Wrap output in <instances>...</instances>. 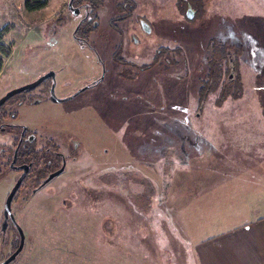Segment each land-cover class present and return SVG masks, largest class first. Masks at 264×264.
Segmentation results:
<instances>
[{
  "label": "rangeland",
  "instance_id": "1",
  "mask_svg": "<svg viewBox=\"0 0 264 264\" xmlns=\"http://www.w3.org/2000/svg\"><path fill=\"white\" fill-rule=\"evenodd\" d=\"M23 1L9 0L0 31V97L40 71L56 70L68 89L98 78L103 66L106 73L75 100L15 108L17 123L29 126L39 144L50 127L59 144L88 149L34 195L13 198L25 244L9 264H195L191 229L264 218V0H197L192 24L180 0H103L97 17L86 21L93 50L73 37L77 23L67 0H30L45 3L36 10ZM131 3L138 4L132 13L125 9ZM229 22L228 36L219 35ZM160 45L191 52L146 68ZM220 46L231 51L238 79L220 103L212 93L198 108L199 78L221 55L208 47ZM115 53L123 64L114 65ZM209 78L215 90V75ZM93 106L90 129L64 128L88 121ZM7 136L10 146L14 133ZM15 175L0 180V213ZM16 240L13 228L5 241L0 237V263Z\"/></svg>",
  "mask_w": 264,
  "mask_h": 264
},
{
  "label": "flooded vegetation",
  "instance_id": "2",
  "mask_svg": "<svg viewBox=\"0 0 264 264\" xmlns=\"http://www.w3.org/2000/svg\"><path fill=\"white\" fill-rule=\"evenodd\" d=\"M92 1L96 2L95 6H93ZM69 2L70 0L66 1L65 8H67L69 11H71L75 15L76 23H77L76 28L73 33V37L78 42L79 46L81 47H84L85 45L90 46L88 39H87V36L90 35V31L86 27V21L88 19L97 17L96 13L98 14V10L103 5L104 1L103 0H71V5H69ZM139 3L140 2H138V4ZM138 4L131 3L130 6L126 5L125 9H129V12L132 13L133 11L137 10ZM180 4L184 7L182 11V16L184 18H189L191 24L194 23L195 19L197 18L196 15L199 13V10H200L197 4V0H180ZM141 7H144V11L146 10L145 1H142ZM221 15H223V12L221 13ZM97 21L98 19H96L95 26L97 25L96 24ZM229 28L231 29L230 22L228 26L223 27L222 30H218L219 35L228 36L230 32ZM81 33L83 35H80ZM210 42L212 43V41L209 40L208 45ZM90 47H91L90 49L93 50V47L92 46ZM208 48L213 50V52L216 51V49H219V52H221V55L218 59L212 60V62H211V59L207 61V63H209V69L207 70V77L199 78V85L196 91V98L199 101L197 105L198 108H202L204 102L207 100L208 95L212 93L216 94V102L220 103L225 96V93H224L225 89L232 82L238 79V75L236 71V63L233 60L231 51L223 46H220L218 48L216 47H208ZM117 49L118 50L122 49L121 45H118ZM94 51L96 52V55H98L97 51L96 50ZM186 51L191 52L190 50H187L184 46H181V45H173L172 47H170L169 45H160L156 49L150 62L145 64V67L146 68H149V66L154 67L155 65L159 64L160 61H163L165 63L166 62L170 63V59H172L171 54H177V55H181L184 57ZM112 59L114 60L115 63H117L114 65H119V64L124 63L121 53H115L112 56ZM99 61L103 65V60L99 59ZM174 64L176 65L178 64V62L174 61ZM183 66H184L183 77L185 78L186 69H187L185 60H183ZM105 73H106V69H105V66H103L102 75L98 76V78H93L92 80L89 79L88 81L87 79H84L81 81L82 79L81 78L76 82V84L71 89H68L70 88L71 84L65 86L64 83L67 82L66 79H62V78L57 79L59 74H57L56 70H46L45 72L40 71L38 73L39 75H37L38 77L36 78V80L44 75H46V77L37 86L29 89L28 91L23 90L21 92L15 93L11 97L7 98L0 105V132L3 133L0 139V160H2V164H3L2 168H0V180L5 178L3 180V182H5L9 180L11 172H15L16 174L13 178V183H12L10 190L6 193L3 206L1 207L0 224L3 219V207H4L5 200L9 192L13 188V186L18 183L17 189L11 201L12 217L8 218V226L5 229V231L1 230V225H0V237H2L3 241H5L6 234H8L9 232V228L10 229L13 228V230L16 231V235H17L16 247L19 243V237H18L17 230H16L17 222L12 212L13 198H15L19 193L21 194V197L24 200L26 199L27 195L28 196L34 195L35 193L43 189L53 179H55L57 176L62 174L69 160L75 161L80 156L83 150L88 149L87 145L82 144L79 147V144L76 142L68 143L67 141H63L62 144H59L55 137L57 136L56 135L57 131L52 130L53 128H50V127H45V131H43L45 133L44 135L40 134L41 137L39 139L42 141V143L39 144L37 140L38 137L35 134V132L29 133L27 131L28 128H30L29 126L27 125L24 126L22 125L21 122L17 123L18 122L17 121L18 111L15 108L18 106H21L22 100L26 98L30 99V101L27 102L26 105L39 104L45 99L46 101L48 100L54 103L75 100V98L78 97L80 94L85 93L86 91H89L95 86H97L98 84H100L104 78ZM213 75H215V78L213 81L215 82V87H216L215 90H212L211 88L212 84L209 81L210 80L209 77L210 76L213 77ZM209 82L211 85H209ZM43 83H46V84L48 83V84L45 86ZM204 86L209 87V89L207 91H205L204 89L203 91ZM37 89H39V92L42 91L41 92L43 96L42 100H39L40 99L39 94H38L39 92L37 93V95L35 93V90ZM52 90H53L54 95L57 98H59V101H52L50 99V92ZM57 90L59 93L56 92ZM203 92L205 93L204 95H203ZM74 104H76V102ZM7 106H10V109H6ZM81 108H82L81 106L76 107V109L78 110H80ZM90 108H91V113L88 116V119H89L88 121L86 120V117H85L81 121V126H77V127L64 126V128L66 129L76 128L81 131L90 129V127L93 124V123L90 124V122L91 121L94 122V120H92L90 116L92 114L94 116L97 114L96 113L97 109L95 106H93V108L92 107ZM83 109L81 110L82 112L80 111L81 114L84 113L83 111L86 112V110H83ZM72 110H70L71 113H72ZM14 112H16L15 118H13V115H12ZM80 112H74V113L77 114ZM74 113H72L70 116H73ZM196 114L198 116L199 112H196ZM7 120L9 121L7 122ZM59 128H63V127H59ZM12 133H14V138L12 139V144L8 146L6 142L7 137H8L7 135H10ZM69 148H76V150L74 151L75 155L70 154ZM106 150L104 152H106ZM62 166L64 167L62 172L50 178L46 182V179L52 173H55L56 171H58ZM11 219H14L15 223L12 222Z\"/></svg>",
  "mask_w": 264,
  "mask_h": 264
},
{
  "label": "crops",
  "instance_id": "3",
  "mask_svg": "<svg viewBox=\"0 0 264 264\" xmlns=\"http://www.w3.org/2000/svg\"><path fill=\"white\" fill-rule=\"evenodd\" d=\"M9 6V0H0V30L8 21ZM261 219L264 218L229 228L198 226V229H191L192 236L198 239L194 243L195 264H264V221L262 228L258 226Z\"/></svg>",
  "mask_w": 264,
  "mask_h": 264
},
{
  "label": "water",
  "instance_id": "4",
  "mask_svg": "<svg viewBox=\"0 0 264 264\" xmlns=\"http://www.w3.org/2000/svg\"><path fill=\"white\" fill-rule=\"evenodd\" d=\"M69 5H71V0L69 2ZM46 77V75L38 78L37 80L33 81V82H30V83H27L23 86H20V87H17V88H14L8 92H6L1 98H0V105L9 97H11L12 95H14L15 93H18V92H21L23 90L25 91H28L29 89L31 88H34L35 86H37L44 78ZM50 99L52 101H59V98H57L54 93H53V90L50 92ZM63 166L58 170L56 171L55 173H52L47 179H46V182L54 177L55 175L59 174L60 172H62L63 170ZM17 186H18V183L15 184L13 186V188L11 189V191L9 192L6 200H5V203H4V207H3V219L1 221V230L2 231H5V229L7 228L8 226V218L9 217H12V214H11V201H12V197L13 195L15 194V191L17 189ZM12 222L15 223V220L14 219H11ZM16 230H17V234H18V237H19V243H18V246L17 248L11 252V254L8 255V257L6 259H4L0 264H9L10 262L14 261L18 256L19 254L21 253L23 247H24V244H25V235H24V232L22 230V228L16 223Z\"/></svg>",
  "mask_w": 264,
  "mask_h": 264
},
{
  "label": "trees",
  "instance_id": "5",
  "mask_svg": "<svg viewBox=\"0 0 264 264\" xmlns=\"http://www.w3.org/2000/svg\"><path fill=\"white\" fill-rule=\"evenodd\" d=\"M25 3H26V7H27V9H30V10H32V9H38V8H42L44 5H45V3L43 2V1H40V2H31L30 0H26L25 1ZM92 3H93V6H95L96 5V2L95 1H92ZM93 8V7H92ZM1 31V30H0ZM1 39H2V37H1V33H0V41H1ZM2 51H3V48H2V44L0 43V52L2 53ZM7 54V53H6ZM2 58L0 57V71H1V69H2V67H3V62H2V60H1ZM202 94V93H201ZM30 101V99L29 98H26V99H24V100H22V104H26L27 102H29ZM21 104V105H22ZM13 118H15L16 117V112H14L13 114ZM14 248H15V246H14Z\"/></svg>",
  "mask_w": 264,
  "mask_h": 264
}]
</instances>
